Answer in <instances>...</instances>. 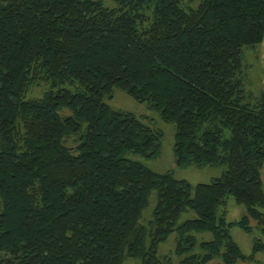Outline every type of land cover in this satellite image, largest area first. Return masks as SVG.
Wrapping results in <instances>:
<instances>
[{"label": "trees", "instance_id": "obj_1", "mask_svg": "<svg viewBox=\"0 0 264 264\" xmlns=\"http://www.w3.org/2000/svg\"><path fill=\"white\" fill-rule=\"evenodd\" d=\"M110 1L0 0V264H172L173 234L179 264L246 262L231 229H264V93L246 60L264 0ZM115 88L176 126L177 166L222 175L193 186L130 159L158 156L164 134L111 109Z\"/></svg>", "mask_w": 264, "mask_h": 264}, {"label": "rangeland", "instance_id": "obj_2", "mask_svg": "<svg viewBox=\"0 0 264 264\" xmlns=\"http://www.w3.org/2000/svg\"><path fill=\"white\" fill-rule=\"evenodd\" d=\"M105 5L113 7L114 3L110 0H103ZM247 64L249 65L248 74L250 88L248 91L253 93V97L264 93V41L257 52L251 51L247 55ZM45 86L40 85L35 87L32 95L35 97L42 96ZM255 99H253L254 101ZM106 102L115 111H124L135 114L138 117H145L146 121L151 123L156 129L164 134V139L159 150L158 156L153 159H146L138 154L129 153L127 156L135 161L143 163L145 166L157 173L171 172L177 179L186 180L193 186L199 183H209L212 179L220 177L225 170V167L219 165H205L197 167L194 165L188 167H179L176 163V157L173 152L174 136L176 126L172 123L164 122L160 119L159 114L150 109L148 103H139L132 97L127 95L122 90L115 88L114 97L107 99ZM61 115H71V111L63 109ZM72 138V137H71ZM69 139L68 145L75 146L74 138ZM262 180L264 183V166L262 168ZM157 191L153 190L149 198V206L145 209L141 222L147 224L152 219V213L157 203ZM2 201L0 199V212L2 211ZM227 219L229 222L239 221L246 213L244 206L237 204L232 198L228 200L227 205ZM195 214L192 211L184 214L180 223L187 219L194 218ZM251 232H245L239 227L231 229L233 239L238 243L242 252L248 257L246 262L239 261L236 264H264V229L257 225L253 220L251 221ZM206 240L211 239L210 234L201 235ZM200 237V238H201ZM255 244L258 245L255 248ZM176 235L173 234L169 239L160 244L159 257L164 261L167 257L171 259L172 264H179V258L175 255ZM124 264H142V260L138 258H127ZM208 264H225L221 259H215Z\"/></svg>", "mask_w": 264, "mask_h": 264}]
</instances>
